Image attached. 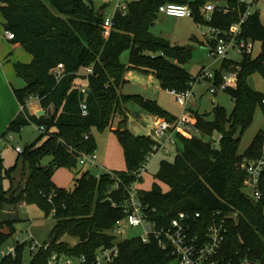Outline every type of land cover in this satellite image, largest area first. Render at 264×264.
Segmentation results:
<instances>
[{
  "label": "trees",
  "instance_id": "16d2710c",
  "mask_svg": "<svg viewBox=\"0 0 264 264\" xmlns=\"http://www.w3.org/2000/svg\"><path fill=\"white\" fill-rule=\"evenodd\" d=\"M208 1L132 0L127 3L126 13L115 12L113 28L106 37L107 4L97 8L93 0H0L4 29L14 34L15 44L33 55L30 63L15 64L17 75L26 82L24 87L14 88L23 110L2 136L21 132L34 123L45 127L40 138L20 153L29 167L24 184L13 189L17 165L7 168L0 158V182H11L10 188L2 186L0 191V264H23L28 242L17 244L15 255H2L22 220L17 208L23 203L37 205L46 217L56 219L53 239L48 248L32 253L31 264H48L55 253L74 258L86 256L88 264H94L100 248L114 245L119 246V254L112 264H168L175 260L154 237L149 242L142 237L118 242L113 232L117 222L126 217L121 206L127 198L126 189L142 182L143 176L138 173L155 144L152 136H136L127 127L125 104L135 101L150 114L170 122L178 119L156 100L124 94L122 87L125 73L134 67L153 70L166 90H191V82L198 77L185 68L191 51L156 36L151 28L160 6L169 2L190 5L195 21L202 24L228 28L238 19L236 13L215 11L213 19L206 21L202 8ZM229 1L233 4L235 0ZM245 26L247 36L264 39V23L259 15L252 16ZM128 50L130 67L122 61ZM59 64L64 65L60 80L53 73ZM229 65V61H223V67ZM240 66L237 87L225 90L235 102L232 113L228 115L219 105L214 106L212 120L195 112L196 127L210 140L186 130L177 132L178 154L173 161L162 160L156 176L169 189L157 181L150 190H140L141 200L149 206L148 217L158 226H168L181 212L192 216L199 213L191 232L204 239L209 226L224 222L226 239L218 257L222 264L264 262V199L256 201L247 192V174L242 169L244 159L261 156L264 130L245 154H239L241 135L252 124L257 106H264V93L250 83L255 73L264 77V50L256 57H243ZM88 68L93 73L87 74ZM216 72L219 79L222 73ZM82 78L88 80L85 90L76 83ZM33 97L46 110L45 115L29 113L27 106ZM83 102L88 105L86 116L81 109ZM118 115L124 120L114 132L124 149L127 168L104 172L98 178L82 168L80 154L97 149L92 128H112ZM216 135L218 140L214 139ZM46 157H51V161L44 165ZM63 167L74 172V189L55 183L54 175ZM113 173L121 179L117 190H113ZM230 213H237L238 217H228ZM67 235L77 237L78 243L71 245L63 240Z\"/></svg>",
  "mask_w": 264,
  "mask_h": 264
},
{
  "label": "built area",
  "instance_id": "2783aa9c",
  "mask_svg": "<svg viewBox=\"0 0 264 264\" xmlns=\"http://www.w3.org/2000/svg\"><path fill=\"white\" fill-rule=\"evenodd\" d=\"M127 9L128 4H124L119 0L116 11L120 10L126 13ZM215 11L222 14L236 13L238 19L228 28L205 24L208 26V32H204V34L211 48L210 54L214 57L222 58L223 61H229V63L234 66L233 68L223 67L220 70L222 75L219 79L216 71H208L206 69H203L200 75H198L197 79L203 75V78L209 80L211 84L210 90L214 93L218 90H226L230 87L236 88L238 85L239 72L241 71L240 63L243 57H256L264 50V39H255L254 37L247 36L245 26L254 15H259L264 23V0H235L233 4H231L229 0H209L202 8V15L206 21H211ZM158 13L182 18H194V11L190 5L175 2L162 4ZM114 14L106 17L104 23V35L106 37L110 35L113 28ZM7 36L11 40L14 39V34L9 31H7ZM257 43H261L262 47L260 52L256 55L255 49ZM231 53H237L240 59H234L230 56ZM86 72L87 74H91L93 73V69L88 68ZM53 73L60 80L64 75V65L59 64L57 68L53 70ZM81 89L85 90L83 87H81ZM171 92L175 100L186 108L191 96V90L186 92L173 90ZM35 100L38 99L35 98ZM81 109L84 116L88 115V105L86 102L81 104ZM40 130L44 132L45 127L41 126ZM181 130H186L193 135L202 136V132L196 127L195 117H191L186 112L174 122H170L167 119L159 120L154 134L152 135L155 140L153 150L146 156L138 176H143L153 156L158 152L163 151L166 154L170 153V146L176 145V133ZM16 149L19 153L23 152L21 147H17ZM79 162L82 166L96 167L98 166V154L96 151L90 154L81 153ZM242 169L247 174V179L245 181L247 192L256 201L263 200L264 142L261 156L255 159H244ZM99 177L100 176H98V178ZM113 177L116 179L113 190H117L120 188L121 179L114 173ZM139 183L140 182L137 181L127 187V198L121 203V206L124 207L126 217L117 222L114 229L115 231L119 234H123L122 226L125 222L132 227L142 228L144 231L141 236L143 241L149 242L152 237L156 238L162 249L172 253L177 264H222L223 260H220L218 257L226 239L227 228L224 222H215L209 226L204 239L199 235H193L191 232L196 218L200 216L199 213L192 216L188 213L181 212L168 226H158L156 222H152L148 217L147 211L149 206L145 205L141 200ZM118 205V203H113V206ZM227 216L237 218L238 214L230 213ZM25 242L30 243L33 252L41 248H48V245H40L32 234L25 240L18 238V244ZM16 246L4 248L2 250V255H15ZM118 254V245L109 248L102 247L96 254L94 264H112ZM48 264H88V259L86 256L74 258L65 254L55 253L50 258ZM240 264H264V262L260 263L243 260Z\"/></svg>",
  "mask_w": 264,
  "mask_h": 264
},
{
  "label": "rangeland",
  "instance_id": "374dc122",
  "mask_svg": "<svg viewBox=\"0 0 264 264\" xmlns=\"http://www.w3.org/2000/svg\"><path fill=\"white\" fill-rule=\"evenodd\" d=\"M122 3L126 4L132 0H120ZM97 8L104 4H107L106 16H112L116 12L117 4L119 0H93ZM264 20V17H263ZM151 31L156 36H161L168 39L173 45H180L195 47L191 51L190 61L185 64V68L190 72L193 77L200 75L202 69L216 71L223 68V59L214 57L210 54V46L206 40L204 32H208V26L202 23H198L194 18L191 17H175L166 14H159L157 20L151 28ZM11 46H7L4 49L1 64L5 67L6 76L10 80L9 86L10 90L13 92V88H22L26 85L23 78L17 76L15 64L17 62L28 63L33 60V55L27 51L23 46L21 50L11 52ZM262 44L257 43L255 54L257 55L261 50ZM6 56H9L7 58ZM234 59H240L237 53H231ZM7 58V60H6ZM130 51H126L122 55V61L125 63L129 62ZM233 65H229L227 68H233ZM4 74V71L0 73ZM204 73V71H203ZM0 74V79L2 75ZM159 83V79L157 78ZM250 83L256 90L264 93V77L260 73H255L250 77ZM191 96L188 100L186 108L180 105L174 98V96L167 90H163L161 94V102L171 114L176 116H182L186 112L191 117H194L195 112L205 115L208 119L212 120L214 118L213 109L215 105H219L227 111L230 115L235 107V102L231 94L225 90H218L216 93L210 90L211 84L208 79L203 78V75L191 82ZM4 98H7L4 96ZM35 98H32L29 102H34ZM134 109L145 111L144 108L135 101H130ZM5 104V105H4ZM2 109H0L1 117L4 115L3 112L9 111V103H1ZM8 110V111H6ZM147 112V111H145ZM3 114V115H2ZM1 123V122H0ZM133 122H131L132 124ZM136 127V128H135ZM133 125V134L136 136H142L139 132L138 126ZM264 130V106L258 105L254 114V120L250 127L241 135V141L239 145V154L243 155L250 147L254 138L257 134ZM92 134L94 135L97 142L96 151L100 155V166L90 168L92 174H100L105 169L102 168L105 165V160L109 156L118 166L111 167L114 171H124L126 169V160L124 157L123 149L118 141V137L112 128H107L105 130H100L96 127L92 128ZM42 134V131L37 124H31L26 126L21 132H9L5 139L0 141V158L3 159L4 165L9 168L17 165V169L13 173V189H16L20 184H24L26 181L27 174L29 173L28 164L24 162L20 153L16 150L17 147L24 149L27 145L37 141ZM147 136V135H145ZM206 141L210 140L208 136H202ZM219 139L218 135L214 139ZM116 147V148H115ZM118 147V149H117ZM103 154V156H102ZM178 154V148L176 145L170 146V153L166 154L163 151L158 152L153 156L152 161L148 169L144 172L143 180L141 182L144 189H151L154 182L159 181L157 179V174L160 171L161 162L164 159L173 161ZM113 157V158H112ZM120 160V164L118 163ZM51 161V157H46L43 161L44 165H47ZM56 180L59 184L66 186L68 189H74L76 185L75 174L68 168H60L56 171ZM8 189L11 186L9 179L0 182V191L2 189ZM168 186L165 185L164 189ZM12 213V212H11ZM21 217V221L17 223L16 233L9 239L6 243L5 248L9 246H16L18 244V238L21 240L27 239V237L32 234L35 240L40 245H49L50 241L53 239V230L56 225V219L54 216L46 217L44 212L37 205H23L18 213ZM123 234H119L117 231H113L117 236V241H123L128 238L141 237L144 233L143 229L140 227H132L127 222L122 226ZM63 240L67 241L71 245L78 243L79 239L77 237L65 236ZM33 251L30 247V243L26 245L23 254V264H31ZM168 264H177L176 260H172Z\"/></svg>",
  "mask_w": 264,
  "mask_h": 264
},
{
  "label": "crops",
  "instance_id": "0c3cea01",
  "mask_svg": "<svg viewBox=\"0 0 264 264\" xmlns=\"http://www.w3.org/2000/svg\"><path fill=\"white\" fill-rule=\"evenodd\" d=\"M0 22H1V24H0V30H1V33H0V59L2 61L3 53L5 54L4 49L7 48V46H11L10 47L11 52L21 50L22 46L19 44H15L11 39L8 38L7 31L4 29V22L5 21H4L1 14H0ZM6 57L9 58V56H6ZM7 58H6V60H7ZM28 63H30V62H28ZM126 64L128 65V67H130L129 62ZM4 68L5 67H3V65L0 62V71H2V69L4 71V74H3V72H2V74L0 73L2 75V78L0 79V109H2L1 103H6V104L9 103L10 108H9V111L6 110L8 112H5V110H4V112H3L4 115L2 114L3 115L2 117L0 115V122H1L0 123V135L1 136L7 132L11 122L23 110V106L20 105V103L18 102V100L15 96L14 88H13V92L10 90V86H9L10 80H8L9 78L6 76L7 73H6ZM76 83L78 85H80V87H83L85 89L88 86V80L87 79H83V78L78 79L76 81ZM163 90H166V89H164L162 87L160 82L159 83L157 82V75L155 74V72L153 70H149L146 68L130 67L128 69V71L125 73V83L123 84V87H122V92L124 94L141 95V96L145 97L146 99L156 100L162 107H164L162 102H161V94H160ZM167 91L172 94L171 91H169V90H167ZM4 96L7 98H4ZM125 107H126V113H127V127L132 131V133H134L133 132V125H134V127L136 125L139 128L138 130L141 133L140 135L152 136L154 134V131L156 129V125L159 122V120L165 119V118L158 117L156 115L150 114V113L145 112V111L134 109L131 105V102L126 103ZM27 108H28L29 113L32 115L38 116V113H40V112L43 113V115L46 114V110L41 106V104L38 100H35L34 102H29ZM173 115H175V114H173ZM38 117H40V116H38ZM177 117L180 118L182 116H177ZM123 120H124V117L122 115H118L115 118L112 130L117 129L120 122H122ZM131 122H133V123L131 124ZM39 128H40V126H39ZM5 138H6V136H2L0 139L2 140ZM120 145H121V143H120ZM121 147H122V145H121ZM117 149H118V147H117ZM122 149H123V147H122ZM123 152H124V149H123ZM97 154H98V152H97ZM102 156H103V154H102ZM124 157H125V153H124ZM104 160H105V165H103L102 168H104L105 170L102 173L114 171V170H112L111 167H120L109 156H107V158L105 157V159L103 158V161ZM118 163L120 164V160H118ZM98 166H100V155L99 154H98ZM82 168L84 170H88V171L91 170L90 168H88L86 166H83ZM102 173L96 174V176H100ZM55 177H56V174L54 175L55 183L60 187L66 188V186L59 184ZM158 182H160V181H158ZM160 184L163 186V188H165V184H163L161 182H160ZM139 189L148 190V189H144L142 187L141 183H139ZM168 189H169V187L165 190H168ZM23 205H25V204L23 203L17 208L18 213L20 211V208ZM8 212H10V211H8ZM12 213H14V211H12Z\"/></svg>",
  "mask_w": 264,
  "mask_h": 264
},
{
  "label": "water",
  "instance_id": "95a60500",
  "mask_svg": "<svg viewBox=\"0 0 264 264\" xmlns=\"http://www.w3.org/2000/svg\"><path fill=\"white\" fill-rule=\"evenodd\" d=\"M194 48H195V47H192V46H188V47H187V49L190 50V51H192ZM42 112H43V111H42ZM42 115H43V113H41V112L38 113V116H42Z\"/></svg>",
  "mask_w": 264,
  "mask_h": 264
}]
</instances>
